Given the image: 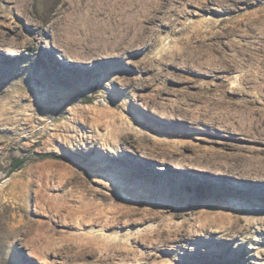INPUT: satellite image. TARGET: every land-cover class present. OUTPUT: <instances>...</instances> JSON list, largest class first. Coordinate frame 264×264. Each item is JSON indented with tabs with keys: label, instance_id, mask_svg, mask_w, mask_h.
<instances>
[{
	"label": "rangeland",
	"instance_id": "rangeland-1",
	"mask_svg": "<svg viewBox=\"0 0 264 264\" xmlns=\"http://www.w3.org/2000/svg\"><path fill=\"white\" fill-rule=\"evenodd\" d=\"M63 1L80 24L96 2ZM33 5L0 0V264H264V181L210 169L203 155L237 141L206 131L187 108L210 106L192 93L264 106V88L230 87L244 84L249 62L201 72L171 55L200 36L232 58L231 43H264V0H154L156 25L186 34L174 33L168 53L158 38L116 55L56 41L55 17L42 20ZM254 74L264 78V67ZM158 95L185 104L151 106ZM45 223L58 231L47 235Z\"/></svg>",
	"mask_w": 264,
	"mask_h": 264
},
{
	"label": "bare ground",
	"instance_id": "bare-ground-1",
	"mask_svg": "<svg viewBox=\"0 0 264 264\" xmlns=\"http://www.w3.org/2000/svg\"><path fill=\"white\" fill-rule=\"evenodd\" d=\"M94 3L95 8L89 13L88 21L82 24L77 23L72 14L63 15L66 4L63 0H39V2L34 0L33 7L37 8L42 20L55 17L54 22L58 25L56 27L57 34L54 35L57 38L56 41L73 47L76 46V48L78 46L94 55L103 52L116 55L120 52V49L129 50L130 52H136L140 48L149 50L154 45V41H158V38L161 49L168 53L173 45L179 42L175 39L174 33L182 32L186 34L187 32L186 28L179 30L176 27L178 30L169 29L164 33L163 29L155 23L154 10L156 11L157 7H154V0H96ZM223 18L225 17L218 16L207 19L210 23L216 25L217 19L221 20ZM189 21L192 22V19H189ZM210 34L217 35L218 31L213 28L210 30ZM164 35H167V37L162 41ZM216 44L215 41L206 44L200 36L190 52L186 51L187 53H185L183 48L182 52L175 51L176 53L171 55L176 58L177 55L184 54L186 61L197 63V68L189 65V63L184 67L197 69L201 72L204 71L203 69L210 70L212 63L221 62L223 63L222 70L225 73L232 74L235 71H241L243 66L249 62L250 70L243 71L244 84L235 80L231 82L230 87L240 89L242 94L250 92L246 88L249 86L250 88L253 86L264 88V78L256 74L251 75V79L247 78L249 72L258 71L264 67V43H231L229 47L238 52L236 56L233 54V58L232 55L225 53V50L219 49ZM50 46L49 48L53 51V57L57 59L56 61L63 62V65L67 63L71 67L67 71H73L72 59L60 49ZM239 52L246 54V57H241L242 61H237L236 57L239 56ZM163 58H165V55ZM150 62L143 64L142 68L140 66L141 62H138L139 68L145 70L149 69L148 67L151 68L152 64ZM153 83L154 78L151 79V83L140 84V86L145 89L153 86ZM160 94L162 95V93ZM161 95L154 98V105L151 106H172V110L179 111L183 107L182 104H185L180 98L172 100ZM191 95L196 101H202L204 104H210V106H189L187 108L191 113L190 116H193L197 122L204 124L206 131L222 135L231 141H237L224 145L225 148H231L233 151L216 150L210 155L204 154L203 156L209 162V168H215L220 173L234 174L247 180L258 179L264 181V106H253L236 99L222 97L217 93H192ZM223 102L235 106H221ZM146 106L150 105L147 104ZM154 110L156 109L154 108ZM221 158H226L227 161L223 162ZM71 222L69 221V223ZM45 225L47 226L46 223L43 226ZM57 225V223L55 226L48 224L44 232L53 236L58 231ZM86 237H89V235ZM86 243L87 241L81 242V239H79L76 247H83ZM56 249L59 248L56 247ZM31 254L34 255L35 252L31 251Z\"/></svg>",
	"mask_w": 264,
	"mask_h": 264
},
{
	"label": "trees",
	"instance_id": "trees-1",
	"mask_svg": "<svg viewBox=\"0 0 264 264\" xmlns=\"http://www.w3.org/2000/svg\"><path fill=\"white\" fill-rule=\"evenodd\" d=\"M23 163V160L21 158H17L13 161V167L17 168Z\"/></svg>",
	"mask_w": 264,
	"mask_h": 264
}]
</instances>
